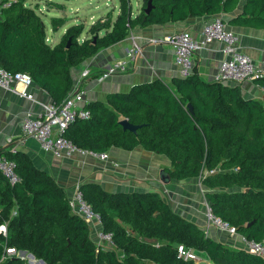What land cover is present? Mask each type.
Wrapping results in <instances>:
<instances>
[{
  "label": "trees",
  "instance_id": "trees-1",
  "mask_svg": "<svg viewBox=\"0 0 264 264\" xmlns=\"http://www.w3.org/2000/svg\"><path fill=\"white\" fill-rule=\"evenodd\" d=\"M146 3L133 16L130 0H119L114 20L108 12L86 28L68 26L51 45L36 8L10 0L0 15V66L28 74L59 104L73 87L71 67L121 40L133 26L224 15L229 26L264 28V0H152L145 14ZM63 21L52 17V27ZM255 81L264 87V76ZM84 106L90 116L74 119L63 131L79 147L104 151L141 145L165 154L171 178L202 176L212 212L241 235L264 242V104L244 96L239 83L206 80L196 72L173 76L170 83L155 77ZM121 118L141 125L136 131L123 129ZM0 153L15 162L20 176L10 184L0 172V223H6L0 264H26L15 255L2 257L6 247L25 249L47 264H199L179 258L178 243L200 251L211 264H264L261 255L207 234L155 191H108L84 181V198L100 214L102 229L111 233L112 246H99L51 173L11 144Z\"/></svg>",
  "mask_w": 264,
  "mask_h": 264
},
{
  "label": "crops",
  "instance_id": "crops-1",
  "mask_svg": "<svg viewBox=\"0 0 264 264\" xmlns=\"http://www.w3.org/2000/svg\"><path fill=\"white\" fill-rule=\"evenodd\" d=\"M67 1L69 0H48L46 4L44 3L45 7L38 8L30 5L36 8V12L40 15L44 25L45 40L51 45L59 42L61 35L68 26L78 24L75 21L67 22ZM118 10L116 11L117 14L119 13ZM45 13L46 17L49 16V26L42 16ZM137 14L132 12L133 16ZM221 16L227 24L225 16ZM52 17L64 18L62 25L58 26L57 29L52 27ZM210 17L211 15H204L163 25L133 26L121 40L100 48L80 64L72 66L73 84L83 69L87 68L89 72L83 81L86 89L83 104L88 100L104 99L109 91L127 90L135 82L151 80L155 77L170 83L172 77L178 75L172 48L168 43H153L149 41V38L161 36L177 29H187L193 36L200 37L202 25ZM227 26L229 25L227 24ZM230 27L237 33V42L240 48L248 53L264 72V28ZM84 35L83 32L81 38ZM133 40L141 46V51L136 55V58L129 61L125 69L98 80L97 76L101 71L114 61L126 57L127 49ZM221 45V42L214 40L194 52V72L206 80L214 79V74L222 57ZM239 84L244 96L258 98L264 104L263 86L255 80H245ZM16 86L21 89V82H17ZM28 90L32 92L34 100L19 95L17 91L0 87V148L11 144L15 148L25 151L37 167L53 175L58 184L65 189L67 195H71L75 187L80 186L84 181L96 182L108 191H155L169 203L174 211L200 226L204 224L202 227L205 226L202 210H199L195 204L197 201L194 199L192 205L190 199L180 198L178 200L176 195V191L182 189L178 181H186V179H194L195 177L171 178L168 182L159 178L160 169L170 165V159L163 153L147 150L141 145H136L132 149L112 146L107 150L108 157L106 159H98L89 154H73L70 157L61 158L54 156L51 152L43 151L34 138L23 136L20 131V120L24 113L30 110L39 114L43 111V103L52 102L48 92L34 82ZM8 138H11L12 141L9 142ZM189 187L190 185L186 186V189ZM101 227L100 223H93L89 226L93 240L96 239V233ZM208 234L225 241L231 239L225 232L212 225L209 227ZM234 239L238 242L236 237ZM158 241L163 240L158 239ZM206 261L207 264H211L209 258H206Z\"/></svg>",
  "mask_w": 264,
  "mask_h": 264
},
{
  "label": "built area",
  "instance_id": "built-area-1",
  "mask_svg": "<svg viewBox=\"0 0 264 264\" xmlns=\"http://www.w3.org/2000/svg\"><path fill=\"white\" fill-rule=\"evenodd\" d=\"M10 6V0H0V15L4 8ZM237 33L227 26L221 15H212L206 20L201 28L200 37H195L187 29H177L161 36H153L149 41L153 43H168L173 51L174 63L177 67V73L180 76H188L194 73V52L206 46L211 41L221 42L222 57L219 61L217 70L214 74L215 80L228 83H240L245 80H255L264 76V72L251 56L244 52L238 42ZM141 51V46L135 40L127 49L125 58L118 59L111 63L107 68L101 71L97 78L102 80L107 76L123 70L128 62L136 58ZM88 69L81 71L76 78L73 87L65 95L59 104L53 102L43 103V111L39 114L27 110L20 120V131L25 137L34 138L43 151L51 152L56 157H70L73 154H89L98 159L108 157L107 150L94 151L79 147L72 139L63 134L68 124L76 118H88L90 109L83 104L86 89L83 81L88 75ZM21 82L22 88L18 89L16 84ZM33 83L32 78L25 73L11 72L0 66V87L8 90L17 91L19 95L34 100L29 86ZM11 142V138H8ZM12 149L15 146L11 145ZM0 172L4 178L14 184L20 180L16 171L15 162L6 155L0 153ZM69 197V204L74 212L81 216L89 226L93 223H100V214L95 211L91 204L84 198L83 192L77 185ZM15 212V211H14ZM210 225L220 231L225 232L233 242L238 246L257 253L264 258V242L252 238H247L237 232L234 225L212 212L210 205H207L206 220L204 231L208 234ZM0 232L6 234V223H0ZM237 238L238 242L234 238ZM97 245L108 247L112 246L111 233L99 229L94 240ZM176 253L179 258L184 260L192 259L195 262L200 260L201 256L196 250L184 243L176 245ZM15 255L26 260V264H47L40 258L31 255L29 251H22L14 247H6L2 257Z\"/></svg>",
  "mask_w": 264,
  "mask_h": 264
},
{
  "label": "rangeland",
  "instance_id": "rangeland-1",
  "mask_svg": "<svg viewBox=\"0 0 264 264\" xmlns=\"http://www.w3.org/2000/svg\"><path fill=\"white\" fill-rule=\"evenodd\" d=\"M46 1L48 0H24L25 4L37 8L41 6L45 7L44 3L46 4ZM130 3L132 5L133 14H137L138 12H140L143 4V0H130ZM117 9H119L118 11H120L119 0H69L66 2L67 22L72 23L73 21H75V23H83L86 28L98 18L105 16L108 12L111 13V19L113 20L114 16H116L117 14L116 12ZM42 16L47 26H49V16L46 17V13L42 14ZM105 18L106 17H104V20ZM201 179L202 176H197L194 179H186V181H178L179 184H181L182 189L176 191L177 192L176 195L178 200H180V198L190 199V204L192 205L194 204V199H195L197 201L195 203L196 206L199 207V210H202L203 218L206 220V210L209 202L205 197L206 187L203 186ZM189 185L190 187L186 189V186ZM182 209L185 210L184 207H182ZM205 220L203 221L205 222ZM147 240L155 243L160 242L158 241V239H153V238ZM229 243H233V245L235 244V242H233V238L230 239ZM198 253H200V251H198ZM200 256L201 258L200 260L197 261V263L207 264L206 257H204V255H202L201 253ZM145 264H155V263L151 262L150 260H145Z\"/></svg>",
  "mask_w": 264,
  "mask_h": 264
},
{
  "label": "water",
  "instance_id": "water-1",
  "mask_svg": "<svg viewBox=\"0 0 264 264\" xmlns=\"http://www.w3.org/2000/svg\"><path fill=\"white\" fill-rule=\"evenodd\" d=\"M151 8H152V0H147L146 6L144 8V13L145 14L149 13ZM42 26H44L43 23H42ZM188 107L190 110H192L191 104H188ZM120 124L122 125L123 129H129L131 131H136V129L141 125L139 123H132L127 118H121ZM159 178L164 182H168L171 179V177L169 176V174L165 170V168L160 169ZM21 250L26 251L25 249H21ZM31 255H33V254L31 253ZM40 259L42 261H44L42 258H40Z\"/></svg>",
  "mask_w": 264,
  "mask_h": 264
}]
</instances>
